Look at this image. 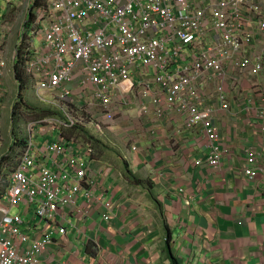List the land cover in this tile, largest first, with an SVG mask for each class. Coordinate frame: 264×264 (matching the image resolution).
I'll list each match as a JSON object with an SVG mask.
<instances>
[{
	"label": "built area",
	"instance_id": "1",
	"mask_svg": "<svg viewBox=\"0 0 264 264\" xmlns=\"http://www.w3.org/2000/svg\"><path fill=\"white\" fill-rule=\"evenodd\" d=\"M5 1L14 13L24 4ZM24 8L12 62L23 47L26 87L60 114L27 125L0 199V264H46L54 233H66L79 195L94 199V147L67 141L63 132L103 134L118 116V93L124 103L139 98L142 116L151 105L158 117L185 114V127L200 126L208 140L209 155L196 163L212 167L223 152L215 116L230 110V80L238 88L257 79L251 89L264 121V0H27ZM14 19L0 17V107ZM244 174L264 175V149L247 151ZM104 207L109 220L113 201Z\"/></svg>",
	"mask_w": 264,
	"mask_h": 264
},
{
	"label": "crops",
	"instance_id": "2",
	"mask_svg": "<svg viewBox=\"0 0 264 264\" xmlns=\"http://www.w3.org/2000/svg\"><path fill=\"white\" fill-rule=\"evenodd\" d=\"M14 22L6 44L13 49ZM5 78L9 83L8 70ZM233 86L230 80V110L215 116L223 151L218 167L196 163L209 155L208 140L200 126L185 127V114L158 117L151 105L142 116L139 98L124 103L118 93V116L93 146L95 197L79 195L66 233H54L44 263L170 264L164 250L170 236L179 264H264V175L249 180L244 174L247 151L264 149V121L256 116L260 101L251 86ZM75 130L65 129L64 138L74 143ZM127 167L154 188L134 183ZM106 200L113 201L109 220Z\"/></svg>",
	"mask_w": 264,
	"mask_h": 264
},
{
	"label": "rangeland",
	"instance_id": "3",
	"mask_svg": "<svg viewBox=\"0 0 264 264\" xmlns=\"http://www.w3.org/2000/svg\"><path fill=\"white\" fill-rule=\"evenodd\" d=\"M26 1L27 0H24V4H22V7L18 8L17 11L14 13L7 8V3L5 0H0V17L3 15H7V18L11 20H15V16L18 17L19 20L16 19L17 23L15 24V26L18 28L20 21L24 19H20V17L22 14H25L24 7L26 5ZM16 2L18 1L16 0ZM6 43H8V41ZM12 47L13 45L11 44L7 46L8 49L5 47L9 83L7 80L8 92L3 98L2 105L0 107V194H3L6 187V181L10 176L11 171L17 165L20 159V149L24 144L20 143V141L22 138H27L28 136V123L32 121H37L42 117L46 116L47 114H44V109H48V107L37 101L35 96L29 91V88L26 87V84L21 90L23 105L14 109V103L19 100L20 87L18 86L17 80L15 79L12 71ZM213 88L214 87L212 86V90ZM135 100L139 99L133 98L132 101ZM133 113L134 110L132 111V114ZM128 120L132 122L131 118H129ZM57 132L58 130H56L55 134H57ZM70 136L74 139H78L81 141H89L91 143L94 142L95 139H99V135L92 134L83 129H79L78 133H73ZM37 140H42V138L39 137L37 138ZM17 212H21V209L18 207H14L12 209V213Z\"/></svg>",
	"mask_w": 264,
	"mask_h": 264
},
{
	"label": "trees",
	"instance_id": "4",
	"mask_svg": "<svg viewBox=\"0 0 264 264\" xmlns=\"http://www.w3.org/2000/svg\"><path fill=\"white\" fill-rule=\"evenodd\" d=\"M40 0H34V4H39ZM33 10L31 11L32 14ZM23 63H24V56H23V47H18V55L16 60L14 61L13 64V68H14V77L17 80V82L19 83V87H20V93H19V100H17L14 103V109L20 107L21 105H23L22 102V93L21 90L23 89V87L26 84V77L24 74V67H23ZM25 79V82H24ZM44 114H56L59 115L60 111L54 109V108H48V109H44ZM79 130V129H78ZM26 142V138H22L20 143H24ZM23 144V145H24ZM93 146H98L99 144H102V141L99 139H95L94 142H92ZM22 145V147H23ZM21 147V149H22ZM20 149V150H21ZM125 175L130 178L134 183L137 184H144L149 190H152L154 188V183L150 180V179H141L139 178L137 175H135L128 167H127V171L125 172ZM7 185V181L5 186ZM3 194H0V197H2ZM150 195L152 196V193L150 192ZM153 198H155L154 196H152ZM1 199V198H0ZM158 202V200H156ZM165 250V257L166 259L169 260L170 264H179V260L176 256V254L173 252L171 246H170V236L167 237V244L164 247ZM89 251L93 252V249L91 246H89Z\"/></svg>",
	"mask_w": 264,
	"mask_h": 264
}]
</instances>
